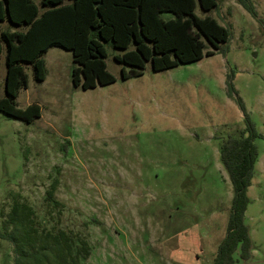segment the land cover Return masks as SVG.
<instances>
[{
    "label": "rangeland",
    "instance_id": "1",
    "mask_svg": "<svg viewBox=\"0 0 264 264\" xmlns=\"http://www.w3.org/2000/svg\"><path fill=\"white\" fill-rule=\"evenodd\" d=\"M252 1L257 16L238 0L196 7L231 33L225 51L193 61L159 70L146 63L123 78L119 49L107 44L115 80L87 89L73 85L72 53L61 46L44 53L45 79L27 65L16 100L39 103L40 116L26 122L0 111V230L19 198L39 228L86 238L81 264H212L232 197L219 144L246 125L238 95L259 135L245 210L252 255L242 259L237 248L232 264H264V0ZM5 71L3 48L0 96ZM0 264H13L1 237Z\"/></svg>",
    "mask_w": 264,
    "mask_h": 264
},
{
    "label": "trees",
    "instance_id": "2",
    "mask_svg": "<svg viewBox=\"0 0 264 264\" xmlns=\"http://www.w3.org/2000/svg\"><path fill=\"white\" fill-rule=\"evenodd\" d=\"M257 16L252 0H238ZM220 0H0V53L5 48L6 71L0 111L31 122L40 116V105L31 102L20 107L16 97L28 86L26 66L33 78L43 80L47 68L44 53L50 46H61L72 53L71 80L83 89L115 80L107 68V44L113 58L121 63L123 78L140 75L146 66L159 70L189 62L227 49L229 26L213 15H200L219 6ZM168 13L165 17L163 14ZM7 19L15 27L2 28ZM210 47H207V46ZM229 93L235 91L227 77ZM236 100L246 125L238 135L229 134L219 144V155L232 185L226 230L217 245L212 264H232L234 252L249 259L252 239L245 221L250 202L248 188L258 157L254 128L240 96ZM53 186L47 197L57 203ZM33 209L14 198L0 237L12 244L13 264H81L90 253L83 236L62 228H39Z\"/></svg>",
    "mask_w": 264,
    "mask_h": 264
}]
</instances>
